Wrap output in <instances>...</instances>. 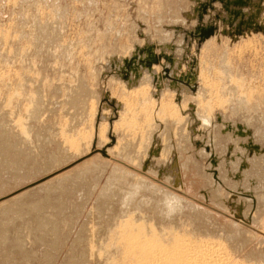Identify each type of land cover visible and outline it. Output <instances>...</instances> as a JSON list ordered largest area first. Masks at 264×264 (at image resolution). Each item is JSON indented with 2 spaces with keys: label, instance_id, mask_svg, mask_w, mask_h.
Instances as JSON below:
<instances>
[{
  "label": "rangeland",
  "instance_id": "374dc122",
  "mask_svg": "<svg viewBox=\"0 0 264 264\" xmlns=\"http://www.w3.org/2000/svg\"><path fill=\"white\" fill-rule=\"evenodd\" d=\"M127 210L264 264V0H0V264H113Z\"/></svg>",
  "mask_w": 264,
  "mask_h": 264
},
{
  "label": "bare ground",
  "instance_id": "6f19581e",
  "mask_svg": "<svg viewBox=\"0 0 264 264\" xmlns=\"http://www.w3.org/2000/svg\"><path fill=\"white\" fill-rule=\"evenodd\" d=\"M213 85H214L213 86L214 88H217L216 84L213 83ZM169 109L170 111L174 110L172 106H170ZM176 111L174 110L172 113L174 117L176 116V113H177ZM178 118L176 120H178ZM157 188H159V192L160 190L163 191V193H160L162 195H166L167 194L166 192H168V190H163L160 187H157ZM111 190L112 189H110V191ZM107 192H109V189ZM109 194L111 195V193ZM133 199L132 201H134ZM163 199H166L167 205H166L165 210L167 214L169 215V217L170 216L172 217V215H174V213L177 212L179 208L181 207L183 208L185 204H188L186 200H184L183 198L179 196L173 195V194H171L170 197H165ZM129 207L130 209H132L130 205ZM129 210H127L126 212L128 213ZM133 216H134L133 213H128L127 215L124 216L125 218L123 217L124 218L123 219L121 215L120 219L122 220L119 219L118 221L119 224L116 227H118V230H119L118 231L119 235L117 234L119 236L118 238L119 240L117 242L119 243L120 247L117 246V248L119 247V250L121 253H120V256L119 254L116 256L118 258L116 257L114 258L115 259V261H113L114 263L112 261L110 263L116 264L115 262L119 260L120 261L119 264H243L238 260V258H236L232 253H230L228 249H227L228 251L226 250L227 247H224V244L221 241H215L213 237L211 236L208 237L209 235L208 236L199 235V234L197 235L194 232L182 233L184 230L183 231L181 230L182 232H179L178 230L174 229L173 226L163 227L162 229L159 228L161 229V232L159 231L160 233L159 232L157 233L156 232L157 230L155 231L152 227L153 223L151 224V227L148 226L149 228L141 227L142 225L140 224L142 221L139 220L140 224L137 223L136 220H138L139 218L137 217L138 219H136ZM116 222L117 221H115V223ZM142 224H144L143 226H145V223H142ZM109 232L111 233V231ZM115 243L112 246H114Z\"/></svg>",
  "mask_w": 264,
  "mask_h": 264
},
{
  "label": "water",
  "instance_id": "95a60500",
  "mask_svg": "<svg viewBox=\"0 0 264 264\" xmlns=\"http://www.w3.org/2000/svg\"><path fill=\"white\" fill-rule=\"evenodd\" d=\"M210 31H211V30H210ZM210 31L206 32L205 34H208V33H210Z\"/></svg>",
  "mask_w": 264,
  "mask_h": 264
}]
</instances>
